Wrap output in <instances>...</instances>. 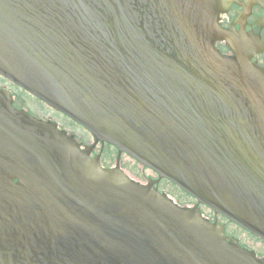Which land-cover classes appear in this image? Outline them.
Masks as SVG:
<instances>
[{"label": "water", "instance_id": "95a60500", "mask_svg": "<svg viewBox=\"0 0 264 264\" xmlns=\"http://www.w3.org/2000/svg\"><path fill=\"white\" fill-rule=\"evenodd\" d=\"M223 35L215 0H0V73L264 239V74ZM0 264L264 261L0 91Z\"/></svg>", "mask_w": 264, "mask_h": 264}, {"label": "flooded vegetation", "instance_id": "af4514ba", "mask_svg": "<svg viewBox=\"0 0 264 264\" xmlns=\"http://www.w3.org/2000/svg\"><path fill=\"white\" fill-rule=\"evenodd\" d=\"M215 1L217 23L225 35L214 41V48L226 57L243 54L256 63L264 74V0ZM0 91L10 93L16 109L27 112L38 120L54 124L59 131L71 137L79 149H88L90 158L97 160L102 169H119L130 180L140 185H152L181 208H198L201 217L223 226L228 241L236 239L242 247L254 252L257 260L264 261L263 238L199 202L178 184L166 177H160L157 171L130 154L126 152L119 154L115 145L96 142L95 135L88 128L1 73ZM239 234H243L245 238Z\"/></svg>", "mask_w": 264, "mask_h": 264}]
</instances>
